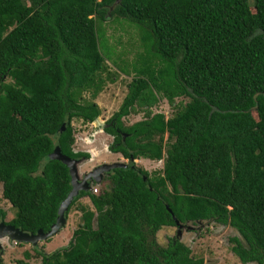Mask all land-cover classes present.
<instances>
[{
  "label": "trees",
  "instance_id": "16d2710c",
  "mask_svg": "<svg viewBox=\"0 0 264 264\" xmlns=\"http://www.w3.org/2000/svg\"><path fill=\"white\" fill-rule=\"evenodd\" d=\"M252 1L0 0V183L15 209L5 224L48 231L72 188L68 167L48 155L58 145L89 156L73 149L71 121H95L94 99L116 80L98 37L108 19L135 24L142 47L130 68L114 63L133 76L104 127L108 149L160 160L165 134L170 141L161 174L131 164L112 170L109 192L80 190L65 215L87 196L97 228L81 208L76 241L43 252L41 264H203L177 238L164 248L148 239L175 219L231 226L243 239L231 238L233 254L264 264V0ZM182 96L189 101L171 118L151 110ZM137 107L143 119L125 126Z\"/></svg>",
  "mask_w": 264,
  "mask_h": 264
},
{
  "label": "rangeland",
  "instance_id": "374dc122",
  "mask_svg": "<svg viewBox=\"0 0 264 264\" xmlns=\"http://www.w3.org/2000/svg\"><path fill=\"white\" fill-rule=\"evenodd\" d=\"M253 6V1L249 0ZM254 10V8H252ZM125 19H108L104 24L99 26L98 37L101 43V49L106 56L112 74H115L114 82L107 81L103 90L96 96L94 101L100 108V115L90 125L81 122L80 119H73L71 124L74 128V144L75 151H83L89 154L88 157L77 158L78 175L82 180L85 174L92 172L95 168L102 164H124L127 168L133 164L135 168H142L150 175L161 174L166 160V152L169 148L170 141L167 134L164 135L163 157L160 160H150L145 158H124L120 153L111 152L108 148L113 141V137L104 132L107 120L114 112L119 109L126 93L127 84L131 80L133 74L129 75L120 73L115 64L121 62L124 69L130 68L131 62L135 59L138 51L142 50L136 25L129 24ZM115 63V64H114ZM120 67V66H119ZM105 76V73L104 75ZM111 76V75H110ZM11 79L5 77L4 82ZM84 98L90 99V92L83 93ZM189 98L186 96L175 98L174 105H170L166 99H160L158 103L152 107V111L162 112L165 118L173 117L181 105L186 104ZM143 109L137 107L134 112L122 118L125 126L143 119ZM252 116L257 118L255 110ZM108 149V150H107ZM109 152V153H108ZM94 153V154H93ZM96 156L94 158V156ZM107 159V162L104 161ZM117 168V167H115ZM108 171H100L98 175L100 179H88V189L86 193L102 194L104 191L109 192L112 183L110 174L113 169ZM96 189V191H94ZM76 197V196H75ZM74 197V198H75ZM81 208H87L93 211L92 218L93 228H97V211L93 203L87 196H82L70 207L66 215V223L53 236L40 240L36 244L30 242H17L10 239L7 235L0 236V257L3 264H17L16 260L23 258V253L30 254L29 262L31 264H41L44 252L49 254L54 250L68 246L69 241L73 239L74 231L83 223ZM0 210L5 213L4 221H9L14 217L15 209L2 195V184L0 183ZM1 221V217H0ZM237 236L243 241L240 234L229 225H222L214 220H198L187 221L181 223L175 219V225L162 226L155 231L153 235L147 234L148 239L154 238L160 247H166L171 238H177L191 249V255L194 258H202L203 264H257L256 262L242 263L236 255L231 251V238Z\"/></svg>",
  "mask_w": 264,
  "mask_h": 264
},
{
  "label": "water",
  "instance_id": "95a60500",
  "mask_svg": "<svg viewBox=\"0 0 264 264\" xmlns=\"http://www.w3.org/2000/svg\"><path fill=\"white\" fill-rule=\"evenodd\" d=\"M119 1L120 0H116V3H118ZM63 128L64 126H62L61 130ZM48 157L49 159H58L68 167L71 178L70 182L72 186L66 198L59 205L57 211L58 216L56 218L55 223L52 224L51 228L46 232L39 229L36 233H28L20 228H16L13 225L5 224L4 222L0 221V236L7 235L10 239L15 240L17 242H30L32 244H36L40 240L55 235L60 230V228H62L65 225L66 223L65 214L74 197L78 195L80 190L86 191L88 189L89 186L87 182L88 179H95L96 181H98L100 179V176L98 175L100 171H108L115 167L120 168L124 166V164L121 163L102 164L101 166L95 168L94 171L85 174L81 180L78 175V168L76 165L77 160L62 154L58 145L54 147L53 151L48 155Z\"/></svg>",
  "mask_w": 264,
  "mask_h": 264
},
{
  "label": "crops",
  "instance_id": "0c3cea01",
  "mask_svg": "<svg viewBox=\"0 0 264 264\" xmlns=\"http://www.w3.org/2000/svg\"><path fill=\"white\" fill-rule=\"evenodd\" d=\"M80 121L81 122H83L81 119H80ZM92 122H86V124H88V125H90ZM108 150V149H107ZM109 153V152H108ZM140 159H142V158H140ZM104 161H106L107 162V159H104Z\"/></svg>",
  "mask_w": 264,
  "mask_h": 264
},
{
  "label": "flooded vegetation",
  "instance_id": "af4514ba",
  "mask_svg": "<svg viewBox=\"0 0 264 264\" xmlns=\"http://www.w3.org/2000/svg\"><path fill=\"white\" fill-rule=\"evenodd\" d=\"M94 154V153H93ZM94 156V155H93ZM96 156H94V158H95ZM1 222H3V221H1ZM6 222V221H5Z\"/></svg>",
  "mask_w": 264,
  "mask_h": 264
},
{
  "label": "built area",
  "instance_id": "2783aa9c",
  "mask_svg": "<svg viewBox=\"0 0 264 264\" xmlns=\"http://www.w3.org/2000/svg\"><path fill=\"white\" fill-rule=\"evenodd\" d=\"M94 191H96V189H94Z\"/></svg>",
  "mask_w": 264,
  "mask_h": 264
}]
</instances>
